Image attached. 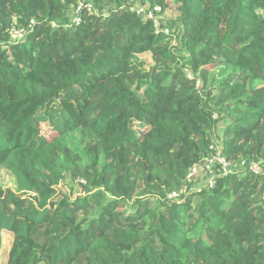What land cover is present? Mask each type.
Here are the masks:
<instances>
[{
    "label": "trees",
    "instance_id": "trees-1",
    "mask_svg": "<svg viewBox=\"0 0 264 264\" xmlns=\"http://www.w3.org/2000/svg\"><path fill=\"white\" fill-rule=\"evenodd\" d=\"M215 143L264 162V0H0L2 264H264L262 176L168 198Z\"/></svg>",
    "mask_w": 264,
    "mask_h": 264
},
{
    "label": "built area",
    "instance_id": "built-area-1",
    "mask_svg": "<svg viewBox=\"0 0 264 264\" xmlns=\"http://www.w3.org/2000/svg\"><path fill=\"white\" fill-rule=\"evenodd\" d=\"M81 5L82 4L79 3L77 11L80 10ZM131 10L145 18H153V13L150 10H147L146 6L144 7L140 5L139 2H135V5ZM78 22V17H74L72 23L77 24ZM154 22L156 24L155 20ZM164 32L167 33V30L165 29ZM23 36V30H13L11 32V40L13 42H19ZM242 172H250L254 176H262L264 179V162H248L241 160L238 163H232L223 155L221 147L215 143L210 147L209 155L205 157L200 164L195 165L190 169L186 179V186L180 192L170 194L168 198L174 202H180L182 194L212 188L215 179L218 176H228ZM81 183L84 182L81 181ZM261 202L264 209V184L261 194Z\"/></svg>",
    "mask_w": 264,
    "mask_h": 264
},
{
    "label": "rangeland",
    "instance_id": "rangeland-1",
    "mask_svg": "<svg viewBox=\"0 0 264 264\" xmlns=\"http://www.w3.org/2000/svg\"><path fill=\"white\" fill-rule=\"evenodd\" d=\"M175 18V12L173 10V7L169 8L165 13L164 15L162 16V20L164 21V23L168 24L170 23L173 19ZM72 19L69 18V19H65L63 22H62V25L63 26H69L70 23H71ZM22 40V39H21ZM20 40V41H21ZM253 49H251L252 51ZM180 55H183L182 53H180ZM142 58L148 62V63H151L150 61V57L148 54L146 55H142ZM223 126L224 124L222 123L218 128L217 130L215 131V139L216 141H219L220 139V136H221V133H222V129H223ZM58 190L60 192H63V193H68V194H72L74 193L75 195L78 193V188H77V184L76 182L72 181L71 179H66L60 186H58ZM9 241H10V236L7 234V233H4L3 234V249L2 251L0 252V264H2L5 259H6V250L9 246Z\"/></svg>",
    "mask_w": 264,
    "mask_h": 264
}]
</instances>
